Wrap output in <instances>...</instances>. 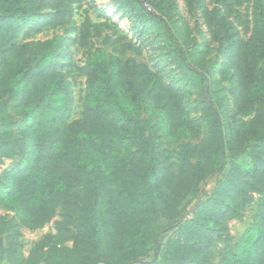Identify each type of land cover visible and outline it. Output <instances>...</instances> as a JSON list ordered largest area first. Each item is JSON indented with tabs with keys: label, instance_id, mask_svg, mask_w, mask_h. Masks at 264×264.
<instances>
[{
	"label": "trees",
	"instance_id": "16d2710c",
	"mask_svg": "<svg viewBox=\"0 0 264 264\" xmlns=\"http://www.w3.org/2000/svg\"><path fill=\"white\" fill-rule=\"evenodd\" d=\"M72 1L0 0V165L13 161L0 172V208L13 214L0 220V264H141L150 251L147 264H209L210 245L223 235L220 221L236 212L246 191L264 186V0H248L245 42L219 8L209 10L200 0L218 43L214 62L206 59L213 52L206 40L187 41L191 32L175 0H115L174 67L172 76L180 77L174 92L132 58L91 51V33L98 35L102 25L88 19L74 39L66 29L50 39L18 41L22 34L68 25ZM73 45L87 56L80 68L81 115L70 120L74 95L64 69ZM156 90L168 94L162 110L148 104ZM228 96L236 111L254 110L242 132ZM195 111L200 116L191 119ZM200 133L201 147L182 148L173 178L162 139L173 144ZM241 155L249 158L250 172L237 163ZM225 166L192 219L178 220L182 203ZM58 207L56 234L20 259L19 228L44 226ZM161 219L166 224L159 227ZM262 256L264 188L252 222L236 244L217 252V264H262Z\"/></svg>",
	"mask_w": 264,
	"mask_h": 264
},
{
	"label": "rangeland",
	"instance_id": "374dc122",
	"mask_svg": "<svg viewBox=\"0 0 264 264\" xmlns=\"http://www.w3.org/2000/svg\"><path fill=\"white\" fill-rule=\"evenodd\" d=\"M175 2L178 8L177 16H181L184 19L191 32L187 41L196 40L200 44L202 40H206L209 50H213L212 54L206 59L214 62L217 57L218 43L213 42L212 32L204 22L200 10V0H175ZM204 3L209 10L219 8L222 15L228 21L235 24L241 40L243 42L247 40L251 30L250 1L229 0L227 5H225L224 0H204ZM72 8L73 11L68 25L49 26L44 28L39 34H22L18 41L22 43L50 39L53 36L62 35L66 29L70 30V37L74 39L78 35L81 24L84 20L88 19L92 24L102 25L98 35L91 33V51L103 49L107 54L117 56L122 61L132 58L137 63L146 65L153 72L158 73L162 79L163 86L169 87L171 92L179 89L177 81L180 77L175 78L172 76L171 72L174 70V67L164 58L153 37L149 34H143L140 26L119 9L115 0H73ZM86 56V51L77 45L71 46L68 50L69 61L67 62V68L64 70L68 73V79L72 84L74 95V106L70 120L77 119L81 115L85 77L81 74L80 68L83 67ZM222 85L226 88L229 87L227 83H223ZM152 95L155 96V99L148 101V104L162 110L166 104L168 94L156 90L152 92ZM193 99L194 96L191 98V101ZM228 102L234 124L239 132H242L253 119L254 110L238 112L235 110L230 96H228ZM199 116L200 114L197 111L190 114L191 119H197ZM140 118L145 120L148 116L142 113ZM158 134L161 136V133ZM202 140V133L196 138H182L173 144H168L162 139L160 146L166 158L168 174L173 178L178 175L181 168L180 152L182 148L190 146L197 149L201 147ZM237 163L241 165L243 170L247 172L251 171L250 160L247 156L241 155L237 159ZM11 164H13V161L4 160L0 165V172L6 170ZM227 168L228 166H225L221 170L212 173L198 186L196 194L193 197H188L180 206L178 220L187 221L192 219L199 202L214 190L216 184L223 179ZM108 188L111 192H114L116 184H108ZM263 188L264 186L246 191L235 202L236 212L226 215L220 221L223 235L215 238L210 245L209 264H217V252L220 249L238 242L240 236L255 216L260 192ZM61 213L62 208L58 207L54 218L40 228L33 230L24 227L19 228L17 247L20 259H25L36 243L46 239L50 235L56 234V223L59 222ZM11 217H13L12 213L0 208V220L10 219ZM165 224L166 221L162 219L159 221V227ZM170 233H167L165 236H168ZM152 260L153 252L150 251L141 264L150 263ZM260 260L264 264V256Z\"/></svg>",
	"mask_w": 264,
	"mask_h": 264
}]
</instances>
